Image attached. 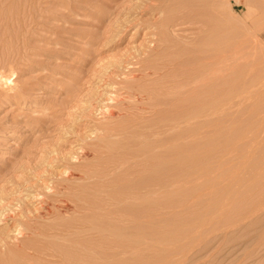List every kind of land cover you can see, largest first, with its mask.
Here are the masks:
<instances>
[{
	"label": "rangeland",
	"instance_id": "rangeland-1",
	"mask_svg": "<svg viewBox=\"0 0 264 264\" xmlns=\"http://www.w3.org/2000/svg\"><path fill=\"white\" fill-rule=\"evenodd\" d=\"M168 3L0 0V264H264V0Z\"/></svg>",
	"mask_w": 264,
	"mask_h": 264
},
{
	"label": "bare ground",
	"instance_id": "bare-ground-1",
	"mask_svg": "<svg viewBox=\"0 0 264 264\" xmlns=\"http://www.w3.org/2000/svg\"><path fill=\"white\" fill-rule=\"evenodd\" d=\"M163 1H165V2L168 1L169 2L168 5H167L169 7V10L167 9L168 13H167V10H166L165 13H167V14H165V16L163 17V20H162L163 24H162V28H160L161 29L160 33H155V35H154L155 37L157 36V38H155L156 39V41H155L156 42V46L154 47V49L155 48L157 49V48L161 47L162 49H164V52H165V51H168V49L171 47V45H170L171 44V40L168 38V36H166L167 34L162 35V34L165 33V30H168L170 27H179V26H184V25H187V24H199L200 27L203 28L202 29V32H203L202 34L203 35L201 36L202 38L199 37L201 40H199V43L196 45L197 47L195 46L196 48H193L191 52L189 51V53L194 52L195 54L199 55L202 59L203 58H216V60H217V58L218 59H220V58L222 59V17H221L222 16V12H221L222 0H163ZM161 31H163L164 33H161ZM159 44H161V45H159ZM152 51H154V50H152ZM157 51H158V49H157ZM221 61L217 60L216 62H220L221 63ZM218 66H220V65H218ZM129 137H131V136H129ZM166 174H167V172H166ZM134 217H136V216H134ZM76 229H77V227H76ZM63 257H64V255H63Z\"/></svg>",
	"mask_w": 264,
	"mask_h": 264
}]
</instances>
